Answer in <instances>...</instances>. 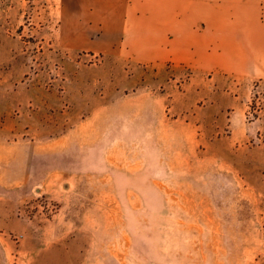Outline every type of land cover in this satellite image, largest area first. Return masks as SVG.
<instances>
[{"label": "rangeland", "instance_id": "374dc122", "mask_svg": "<svg viewBox=\"0 0 264 264\" xmlns=\"http://www.w3.org/2000/svg\"><path fill=\"white\" fill-rule=\"evenodd\" d=\"M156 1L157 26L168 0ZM187 2L208 45L210 0ZM61 9L26 0L20 19L0 22L19 38L26 70L16 82L26 129L0 130V264H264V116L246 120L259 82L247 146L205 152L176 119L196 98L186 84L194 61L159 59L170 40L161 29L155 60L137 37L119 40L117 55L76 52L60 33ZM188 35L194 52L198 36Z\"/></svg>", "mask_w": 264, "mask_h": 264}, {"label": "crops", "instance_id": "0c3cea01", "mask_svg": "<svg viewBox=\"0 0 264 264\" xmlns=\"http://www.w3.org/2000/svg\"><path fill=\"white\" fill-rule=\"evenodd\" d=\"M53 1L62 7L60 33L76 52L90 51L96 56L111 51L117 55L121 54V50L115 47L119 40L137 37L147 39L148 47L143 57L155 60L153 40L156 31L161 29L164 38L170 40H166L168 51L158 53L162 57L159 59L173 58L178 63L185 61L187 64L195 62V77L186 84L188 92L194 91L196 98L184 100L187 110H181L183 115L176 119L183 118L191 127L188 129L195 130L193 139L198 146L202 145L205 152L218 150L233 156L247 146L255 130L245 123L246 105L256 82L264 91V19L260 16L259 5L262 0H241L239 6H232L230 0H210L208 45L203 42L208 37L198 29L202 16L192 14L189 9L197 5L195 2L160 1L168 8L163 11L161 25L156 26L160 22L155 20L153 9L155 3H159L156 0ZM25 2L0 0V22L7 17L20 19ZM144 6L146 10L141 11ZM234 15L236 18H232ZM232 20L243 24L241 35H232L231 31L223 34L222 27L225 26L222 24H230ZM191 33V39L198 36V42L193 43L194 52L188 39ZM96 37L98 39H94ZM22 50L18 37L0 31V130L26 129L20 120L24 105L21 107L22 102L17 100L16 90L19 76L26 71H18ZM128 53L140 56V51L134 46ZM204 111L210 113L207 118ZM192 119L199 122L192 123ZM193 126L196 127L192 129ZM260 128H264V123ZM220 145H225L224 150L219 148Z\"/></svg>", "mask_w": 264, "mask_h": 264}, {"label": "built area", "instance_id": "2783aa9c", "mask_svg": "<svg viewBox=\"0 0 264 264\" xmlns=\"http://www.w3.org/2000/svg\"><path fill=\"white\" fill-rule=\"evenodd\" d=\"M255 89L257 90L254 92L246 111V120L249 122L259 120L261 116H264V91L259 89V87Z\"/></svg>", "mask_w": 264, "mask_h": 264}]
</instances>
